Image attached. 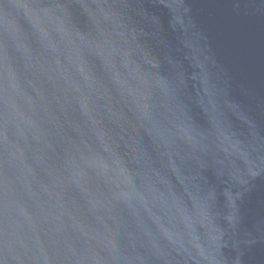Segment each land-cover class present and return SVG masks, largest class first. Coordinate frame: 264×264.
I'll list each match as a JSON object with an SVG mask.
<instances>
[{
	"label": "water",
	"instance_id": "water-1",
	"mask_svg": "<svg viewBox=\"0 0 264 264\" xmlns=\"http://www.w3.org/2000/svg\"><path fill=\"white\" fill-rule=\"evenodd\" d=\"M0 264H264V0H0Z\"/></svg>",
	"mask_w": 264,
	"mask_h": 264
}]
</instances>
